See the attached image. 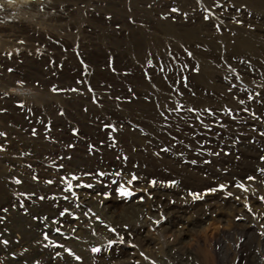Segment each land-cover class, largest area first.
<instances>
[{"label": "rangeland", "instance_id": "obj_1", "mask_svg": "<svg viewBox=\"0 0 264 264\" xmlns=\"http://www.w3.org/2000/svg\"><path fill=\"white\" fill-rule=\"evenodd\" d=\"M0 264H264V0H0Z\"/></svg>", "mask_w": 264, "mask_h": 264}, {"label": "bare ground", "instance_id": "obj_2", "mask_svg": "<svg viewBox=\"0 0 264 264\" xmlns=\"http://www.w3.org/2000/svg\"><path fill=\"white\" fill-rule=\"evenodd\" d=\"M231 120H232V119H231ZM238 121H239V120H238ZM243 121H244V120H243ZM243 121H242V122H243ZM245 122H246V121H245ZM248 122H249V121H248ZM235 123H236V122H235ZM235 123H233V124H235ZM237 123H238V122H237ZM253 124H254V123H253ZM241 127H242V126H241ZM262 127H263V126H262ZM243 128H244V127H243ZM243 128H242V129H243ZM245 128H246V127H245ZM252 128H253V127H252ZM252 128H251V129H252ZM238 129H239V127H238ZM253 129H254V128H253ZM242 133H243V132H242ZM251 133H252V132H251ZM259 133H260V132H259ZM242 135H243V134H242ZM250 135H251V134H250ZM260 136H261V135H260ZM251 137H252V136H251ZM253 140H254V139H253ZM257 140H258V139H257ZM259 146H260V145H259ZM251 147H252V146H251ZM260 148H261V147H260ZM256 156H257V155H256ZM252 157H253V156H252ZM255 162H256V161H255ZM78 192H79V191H78ZM80 195H81V194H80ZM41 228H43V227H41ZM42 231H43V230H42ZM43 232H44V231H43Z\"/></svg>", "mask_w": 264, "mask_h": 264}, {"label": "snow or ice", "instance_id": "obj_3", "mask_svg": "<svg viewBox=\"0 0 264 264\" xmlns=\"http://www.w3.org/2000/svg\"><path fill=\"white\" fill-rule=\"evenodd\" d=\"M174 11H175V9H174ZM206 19H207V17H205ZM136 179V177L134 176L133 177V180H135ZM251 179V178H250ZM223 187V186H222ZM63 214V213H62ZM93 251H97V249H93Z\"/></svg>", "mask_w": 264, "mask_h": 264}]
</instances>
